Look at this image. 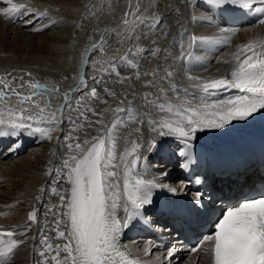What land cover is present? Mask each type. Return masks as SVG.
<instances>
[{
	"label": "bare ground",
	"instance_id": "obj_1",
	"mask_svg": "<svg viewBox=\"0 0 264 264\" xmlns=\"http://www.w3.org/2000/svg\"><path fill=\"white\" fill-rule=\"evenodd\" d=\"M13 2L25 5L27 10L21 9L12 20L0 15V77L11 81V87L23 94L33 92L29 83L47 85L50 89L59 88V95L51 98L53 101L56 99V103H50L51 107L45 109V115L65 103V93H72L70 105L62 112L56 111L55 121L38 118L35 114L39 109L30 104L29 110L25 112V117L33 114V119L26 121L27 123L38 124L41 128L55 125V130L50 133L51 139L39 132L33 133L31 129H19L13 136H0L3 146L10 142L7 145L9 149L6 150L8 157L0 159V231L11 230L15 233V239L22 241L13 250L6 264H42L50 257H47V253L45 257L39 255V250L45 247L41 243V234L54 247L65 243L64 240L57 239V233L53 230L54 216L47 210L53 208L55 211V206L59 203V196L51 192L53 184L61 192L69 187L67 169L62 165L64 159L75 154V149L73 153H69L67 145H74L76 142L83 145L85 139L91 140L93 136L105 132L106 128L103 126H111L113 119H116L118 126L113 131V139L117 157L131 147L130 141L147 144L150 139L155 138L156 149H139V154L144 159L132 171L143 179L155 181L159 185L155 190L169 192L168 188H175L182 192L187 183L183 180L172 183L176 175L171 167L164 162H157L165 156V148L178 149L185 145L183 141L173 137L155 136L147 125V120L150 117L160 119L168 114L149 104L144 97L149 95L152 100L159 98L162 102L174 105L188 98L192 104H198V98H191L193 95L198 97V90L188 77L210 80L226 76L233 66V54L242 45L255 43L257 51L264 50V25L233 29L232 32H227L226 27L214 28L210 14L193 7L196 0H146L149 7L147 11H144L143 0ZM87 4H90V10L86 9ZM7 8L4 0H0V12ZM84 11H87L84 18L78 20ZM126 12L133 15L125 17ZM221 13L224 18V11ZM119 16L123 19L122 22L126 18L129 24L122 25ZM16 19L19 20L18 25L12 26ZM26 20H31L32 23L26 24ZM190 35L206 37L215 43L187 48ZM94 45L97 47L94 48ZM101 45L103 51L100 50ZM136 48L144 51L133 54ZM187 52L192 53L191 59ZM125 57L136 62L138 67L131 68ZM225 60L230 62L226 64ZM113 64L116 66L115 71L111 68ZM169 71L173 73L170 78L166 75ZM116 72H119V76ZM81 75L87 87L80 84ZM173 85L178 92L173 91ZM90 88L96 89L98 99L84 95ZM161 88L167 93L166 97L161 94ZM105 89L112 91L114 95L103 99L101 96L106 93ZM0 90L10 92L3 85H0ZM226 93L221 92L210 99H220ZM17 99L13 95L10 99L0 100V118L8 120L9 112H16L15 109L19 106ZM32 99L41 106L48 102L41 97L33 96ZM117 107L126 109V112L115 113L114 109ZM93 112L101 115H94ZM97 120L101 123L97 124ZM4 127L7 129L6 125ZM263 132L264 121L253 116L247 121L233 122L221 130L198 133L197 139L191 143L194 148L224 150L236 146L250 134ZM65 136L72 139L66 141ZM20 142L27 145L29 150L14 158L9 153ZM116 162L119 163V160ZM58 167L62 169L59 176L55 171L51 175L47 174L50 169ZM158 170L169 173L168 179H164L161 174L164 172ZM119 171L122 173L123 168ZM214 183H217L216 180ZM218 183L237 187L241 179L220 180ZM34 210L36 220L31 221L29 214ZM119 214L123 215L122 209ZM61 229L63 230L62 225ZM139 241L135 239L126 245L119 242L122 250L136 261L137 253L142 256L146 246L145 242ZM167 254L168 252H155L142 256L141 260L145 263L153 262L152 264L211 262L205 251L203 254L177 259L174 256L168 258ZM63 255L61 252V256Z\"/></svg>",
	"mask_w": 264,
	"mask_h": 264
},
{
	"label": "snow or ice",
	"instance_id": "obj_2",
	"mask_svg": "<svg viewBox=\"0 0 264 264\" xmlns=\"http://www.w3.org/2000/svg\"><path fill=\"white\" fill-rule=\"evenodd\" d=\"M255 0H196L193 5L195 9L211 13L213 9L226 11L232 6H238L241 10L250 9ZM8 8L0 15L12 20L21 9H26L23 4L14 3L13 0H4ZM138 10V9H137ZM264 13V7L255 9ZM133 15L126 12L125 17ZM139 19V17H137ZM195 19V17H193ZM26 24L32 23L26 20ZM123 23L129 24L125 18ZM264 24V19L259 20ZM215 43L206 37L190 35L187 48L194 45H207ZM97 47L94 45V48ZM100 50L103 51L102 45ZM142 48H136L135 53L143 52ZM182 51H184L182 47ZM192 58V53H186ZM87 58H85L86 60ZM127 59L128 65L136 69L138 64L131 59ZM231 61L232 68L224 77L200 80L198 77L189 76L194 87L198 90V97L193 95L192 99H199L198 104H192L185 98L179 104L171 102L152 100L149 95L144 99L151 105L166 112L167 117L147 120L150 130L158 137H173L183 141L185 147L178 148L176 154L185 158L180 164L184 170H188L191 164L196 161L187 149H191L192 141L197 139V134L202 132L216 131L226 128L233 122H243L249 120L255 114L264 115V50L257 51L255 43H248L239 47L233 54ZM225 60L224 63H229ZM115 64L111 65L115 71ZM30 75V74H29ZM119 76V72H116ZM167 77H172V72H167ZM139 78V77H138ZM21 79H23L21 77ZM96 80V77H93ZM99 82V81H97ZM11 81L0 77V85L10 92L0 90V100L10 99L16 96L20 104L29 103L32 107L39 109L35 115L40 119L56 120V111L62 112L70 105L72 93L64 94L65 103L59 109L45 115V109L50 108V102H45L43 106L34 101L33 96H39L48 89L39 83H29L33 89L31 94H23L11 87ZM80 84L87 87L83 75ZM79 89H76L78 91ZM236 90L239 94L227 98L212 100L211 97L218 96L221 92ZM53 94L59 95V88L52 90ZM109 95H114L105 89ZM173 91L179 90L173 85ZM163 96L167 93L160 89ZM85 96L97 98V91L91 88ZM177 96V100H179ZM90 110V109H89ZM27 109H19L16 112H9V119L0 118V136H13L19 129H31L33 133L39 132L42 136L51 139L50 133L55 130V125L49 128H41L38 124L27 123L33 119V114L25 117ZM115 113L126 112V109L117 107ZM94 115H101L93 112ZM83 115V113H81ZM97 124L101 121L97 120ZM7 126L5 129L4 126ZM118 126V121L113 119L111 126L104 125L106 131L93 136L91 140L85 139L83 145L76 142L74 145H67L71 154L63 160V168L67 169V183L69 187L63 192L59 191L55 185L51 187L53 195L59 196V203L47 211L54 216V228L57 239H62L65 243L55 247L48 242V238L41 234V243L45 245L43 250H39V255L50 257L45 259L44 264H138V261L122 250L120 237L131 222L141 216L145 207L153 203L152 190L159 185L152 180H146L133 173L137 163L144 159L139 154V149L155 150L157 142L155 138L150 139L147 144H138L130 141L131 147L117 157L116 144L113 139V131ZM64 139L71 140L72 137L65 136ZM88 145V147H84ZM130 158V159H129ZM119 160V163L116 161ZM123 168L121 173L119 169ZM61 168L50 169L47 173L55 171L59 176ZM167 176L168 173H161ZM200 181L197 180L196 183ZM43 192L44 189H41ZM169 192L176 193L175 188H168ZM195 200L193 204L199 205L203 195L200 191L193 194ZM39 199V198H38ZM123 215L121 216L120 210ZM29 220H36V211L29 214ZM63 226V230L61 229ZM210 231L204 237L203 243L209 246L205 249L211 258V264H264V192L258 196L244 197L235 203H229L209 225ZM15 233L11 230L0 231V259H7L14 249L22 241L14 239ZM201 244V246H202ZM193 248L192 251H196ZM61 252L64 253L61 256ZM54 253V254H53ZM146 254L148 252L146 251ZM174 250L168 251V258H171ZM40 264V262H37Z\"/></svg>",
	"mask_w": 264,
	"mask_h": 264
},
{
	"label": "rangeland",
	"instance_id": "obj_3",
	"mask_svg": "<svg viewBox=\"0 0 264 264\" xmlns=\"http://www.w3.org/2000/svg\"><path fill=\"white\" fill-rule=\"evenodd\" d=\"M86 9H88V10H90V4H87V6H86ZM85 9V10H86ZM95 5L93 4V9H92V12L94 13L95 11ZM87 11H84V12H81V14L79 15V18H78V20H81V19H83L84 18V16H85V13H86ZM100 17V16H99ZM12 25V24H11ZM12 26H14V24L12 25ZM16 26V25H15ZM122 29H120V31H121ZM120 31H119V33H120ZM47 32V31H46ZM45 33V32H44ZM41 34H43V33H41ZM84 48V46L82 47V49ZM50 90V91H49ZM52 88L50 89V87H49V89H48V91L46 92H44V95L46 96V97H48V98H52V96H54L55 94H53V92H52ZM112 92V91H111ZM46 93H49V94H46ZM52 93V94H51ZM38 97H41L42 98V95H40V96H38ZM103 99H108L109 97H110V95L108 94V92H106V93H104L102 96H101ZM27 110H29V104L27 105ZM25 108V109H26ZM19 110V109H18ZM173 181H172V183H175V180H176V178L175 179H172Z\"/></svg>",
	"mask_w": 264,
	"mask_h": 264
}]
</instances>
